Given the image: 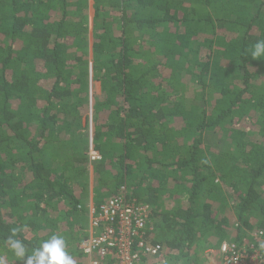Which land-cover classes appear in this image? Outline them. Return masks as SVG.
Masks as SVG:
<instances>
[{"label": "trees", "instance_id": "1", "mask_svg": "<svg viewBox=\"0 0 264 264\" xmlns=\"http://www.w3.org/2000/svg\"><path fill=\"white\" fill-rule=\"evenodd\" d=\"M261 39L264 0H0V264H22L13 228L28 254L57 234L85 264V200L121 187L162 248L137 264L264 238Z\"/></svg>", "mask_w": 264, "mask_h": 264}, {"label": "built area", "instance_id": "2", "mask_svg": "<svg viewBox=\"0 0 264 264\" xmlns=\"http://www.w3.org/2000/svg\"><path fill=\"white\" fill-rule=\"evenodd\" d=\"M89 168L101 160L100 153L90 144L87 153ZM122 194L108 199L97 207L92 200L85 201L88 213L87 235L78 244L85 264H137L141 256L155 257L161 246L154 243L151 209L137 199H129L126 188ZM264 238L262 233L253 235L252 241L239 245L235 242L222 243L213 260L205 253L210 264H264ZM213 250V251H212Z\"/></svg>", "mask_w": 264, "mask_h": 264}, {"label": "clouds", "instance_id": "3", "mask_svg": "<svg viewBox=\"0 0 264 264\" xmlns=\"http://www.w3.org/2000/svg\"><path fill=\"white\" fill-rule=\"evenodd\" d=\"M249 51L254 60L264 57V39L257 40ZM19 231L18 228L11 229L6 243L22 264H76L73 256L67 251V242L63 236L53 234L28 254V248L23 241L15 238Z\"/></svg>", "mask_w": 264, "mask_h": 264}, {"label": "rangeland", "instance_id": "4", "mask_svg": "<svg viewBox=\"0 0 264 264\" xmlns=\"http://www.w3.org/2000/svg\"><path fill=\"white\" fill-rule=\"evenodd\" d=\"M89 15H90L89 25L91 27V25H92V9L91 8L89 9ZM98 89H99V84L90 78L89 79V89H88L89 106H88L87 111L84 112L85 113V119H84L85 129H84V132L87 135V137L89 138V141L92 140V134H93V119H92V113H91L92 112V104H93L94 96H96V94L98 93ZM90 174H91V172H90ZM91 179H92V175H91ZM90 187L91 188L93 187L92 181H91ZM91 192H92V190H91ZM87 225H88V221H87ZM208 251H211V249H206L205 253H208ZM214 254H216V251L213 254H208L207 257L209 258V260H211V261L213 260Z\"/></svg>", "mask_w": 264, "mask_h": 264}, {"label": "crops", "instance_id": "5", "mask_svg": "<svg viewBox=\"0 0 264 264\" xmlns=\"http://www.w3.org/2000/svg\"><path fill=\"white\" fill-rule=\"evenodd\" d=\"M99 89H100V87H99ZM99 89H98V93H97V94L100 93V90H99ZM97 94H96V95H97ZM96 164H97V163H96ZM94 165H95V164H94ZM94 165H93V166H94ZM91 171H92V169H91ZM91 171H90V172H91ZM91 196H92V192H89V195L87 196L86 200H89V201L92 200V197H91ZM206 259H207V258H206Z\"/></svg>", "mask_w": 264, "mask_h": 264}]
</instances>
